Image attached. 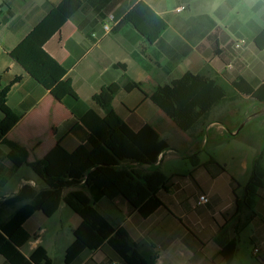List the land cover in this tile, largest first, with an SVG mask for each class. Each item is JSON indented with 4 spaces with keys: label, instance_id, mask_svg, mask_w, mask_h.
<instances>
[{
    "label": "crops",
    "instance_id": "obj_1",
    "mask_svg": "<svg viewBox=\"0 0 264 264\" xmlns=\"http://www.w3.org/2000/svg\"><path fill=\"white\" fill-rule=\"evenodd\" d=\"M137 1L146 3L167 24L154 43L131 24L113 31ZM59 2L0 0V89L9 87L6 104L19 116L0 141V190L8 177L23 165L31 169L30 164L43 159L57 143L68 152L84 145L89 131L82 118L91 109L103 116L93 96L120 81L124 72L147 89L170 85L186 73L204 74L217 78L226 87L227 97L186 132L139 90L117 93L112 108L133 131L151 124L174 148L162 153L155 165L126 162L123 168L140 174L159 170L167 188L158 190L162 205L146 217L121 196L103 197L93 206L114 228L124 229L137 252L152 259L151 264H226L221 253L231 242L236 248L230 264H264V162L260 160L264 156V116L249 121L235 136L225 137L226 130L236 131L259 104L238 93L233 84L239 79L254 87L264 84V0H199L207 11L195 15L189 12L194 0H175L173 7L168 0H80L79 9L44 44V50L66 69L77 96L58 101L10 53ZM181 6L184 10L177 12ZM104 25L110 30L105 31ZM241 41L242 46L236 48ZM10 143L23 154L12 151ZM210 143L212 151L203 156ZM10 153L18 162L24 158V163L16 167ZM254 172L263 187L250 211L241 201ZM26 184L44 188L32 171L19 176L12 196ZM78 189L89 197L87 191ZM201 194L207 195L208 202L198 205ZM54 215L66 219L51 233L42 212L25 221L24 229L34 236L26 243L27 252L20 248L26 258L42 246L54 264L45 239L49 235L53 242H61L59 264L122 263L105 243L65 262V253L75 240L73 231L82 220L64 202ZM254 249H259L257 256ZM0 264L9 263L0 256Z\"/></svg>",
    "mask_w": 264,
    "mask_h": 264
},
{
    "label": "trees",
    "instance_id": "obj_2",
    "mask_svg": "<svg viewBox=\"0 0 264 264\" xmlns=\"http://www.w3.org/2000/svg\"><path fill=\"white\" fill-rule=\"evenodd\" d=\"M80 5V0H60L10 53V57L58 101L64 97L76 99L77 96L71 81L66 78V69L44 50V44ZM124 24H131L150 43L157 41L167 27L166 22L143 1H137L113 31ZM263 36L264 31L261 38ZM257 43L261 45L260 41ZM116 66L125 71L124 66ZM233 87L238 93L264 103V84L254 87L239 79ZM133 89L149 98L182 132L191 130L227 97L226 87L217 78L192 73H186L170 85L147 89L142 83L129 79L124 72L120 81L102 88L92 100L103 111V116L91 109L82 118L89 131L86 143L73 152L57 143L43 159L30 164L44 188L37 190L26 184L17 194L0 200V256L9 264H52L42 246H38L28 258L20 252V248L32 238L23 226L35 212L53 216L62 202L82 220L73 231L75 240L65 253V262L69 263L83 252L94 251L105 243L123 264L152 263L151 258L146 259L137 252L124 229L114 228L93 206L103 197L121 196L146 217L162 205L156 195L160 188H167V180L159 170L140 174L122 166L126 162L152 166L162 153L174 149L151 124L135 132L113 110L112 102L117 93ZM8 91L9 87L0 89V141L19 121V116L6 104ZM9 146L12 151L23 154L20 147L12 143ZM9 159L16 167L24 163V158L18 162L12 153ZM80 187L88 192L89 197L78 189ZM262 187L261 177L254 172L244 186L242 206L251 211L252 201ZM236 202L240 206L238 198ZM9 208L13 213L5 219L4 214ZM235 248V242L223 248L221 254L226 264L231 263ZM259 263H262L260 258Z\"/></svg>",
    "mask_w": 264,
    "mask_h": 264
},
{
    "label": "rangeland",
    "instance_id": "obj_3",
    "mask_svg": "<svg viewBox=\"0 0 264 264\" xmlns=\"http://www.w3.org/2000/svg\"><path fill=\"white\" fill-rule=\"evenodd\" d=\"M168 3H169V7H173V5L175 4V0H168ZM202 11H207V8L203 7L202 4L199 3V0H194V2L190 6V10H189V12H191L190 14L195 15V14L200 13ZM235 107H237V105ZM226 115H227L226 112H224L222 114V119H224L225 121H226V119L228 120V117ZM211 151H212V145L210 143L208 145V147L205 149L203 156H206V153L207 152L210 153ZM260 160H261V163H263L264 162V156L261 157ZM31 173H32V170L28 166L23 165L18 173L15 172V173H13L12 176L8 177L7 182H5L3 184L4 188L0 190V200L3 199L4 195H8L7 197L12 196V193L15 189V184H16L20 175L26 177V176H29ZM66 210H69V209H66ZM12 213H13V209L9 208L6 210L4 217H9ZM61 219H66V218H65V216H61V215H54L53 217H48L46 219V220H48V227H50V233L57 227V225ZM33 238H34V236H32L31 239H33ZM45 239H46V243L48 245V252H49L50 258L53 260L54 264H59L61 242L60 241L59 242H53L49 235L46 236ZM28 249H29V244H26L25 246L22 247V250L24 252H27ZM256 259L259 262V258H256Z\"/></svg>",
    "mask_w": 264,
    "mask_h": 264
},
{
    "label": "water",
    "instance_id": "obj_4",
    "mask_svg": "<svg viewBox=\"0 0 264 264\" xmlns=\"http://www.w3.org/2000/svg\"><path fill=\"white\" fill-rule=\"evenodd\" d=\"M263 116H264V103L259 102V104L255 108H253V112L241 122L240 126L237 128L236 131L230 132V131L226 130L225 137L230 138V137L235 136L238 133V131L242 127H244L249 121H251L253 119L261 118Z\"/></svg>",
    "mask_w": 264,
    "mask_h": 264
},
{
    "label": "built area",
    "instance_id": "obj_5",
    "mask_svg": "<svg viewBox=\"0 0 264 264\" xmlns=\"http://www.w3.org/2000/svg\"><path fill=\"white\" fill-rule=\"evenodd\" d=\"M182 10H184V7L183 6L176 8V11L177 12H181ZM104 30L105 31H109L110 30L109 26L108 25H104ZM242 44H243V41L235 44V47L236 48H240L242 46ZM207 202H208V197H207L206 194H201L198 197V201H197V204L198 205H202V204H205ZM263 203H264V199H263ZM258 253H259V249H254V252H253L254 256H257ZM113 264H115V263H113ZM118 264H123V263H118Z\"/></svg>",
    "mask_w": 264,
    "mask_h": 264
}]
</instances>
